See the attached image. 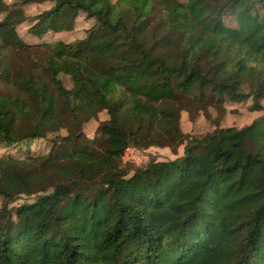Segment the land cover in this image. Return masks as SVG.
<instances>
[{
  "label": "trees",
  "instance_id": "1",
  "mask_svg": "<svg viewBox=\"0 0 264 264\" xmlns=\"http://www.w3.org/2000/svg\"><path fill=\"white\" fill-rule=\"evenodd\" d=\"M17 2L51 6L28 19L0 0V150L61 129L62 141L75 139L97 113L108 119L101 151L51 141L45 156L0 157V264H264V117L201 137L179 128V112L197 103L251 98L263 110L264 13L256 27L244 14L264 0ZM231 12L236 28L224 22ZM80 13L93 25L71 42L29 45L16 32L29 21L37 39L70 33ZM181 139L174 160L120 167L128 147ZM46 186L11 213L17 197Z\"/></svg>",
  "mask_w": 264,
  "mask_h": 264
},
{
  "label": "rangeland",
  "instance_id": "2",
  "mask_svg": "<svg viewBox=\"0 0 264 264\" xmlns=\"http://www.w3.org/2000/svg\"><path fill=\"white\" fill-rule=\"evenodd\" d=\"M114 2L115 0H111ZM185 2L186 0H180ZM3 2L8 6H16L22 8L25 16L28 19L33 18L37 14L50 8L51 3H41V4H27L20 6L17 0H3ZM264 8H256L250 12L244 14V17L253 26H258L263 16ZM6 15L5 12H0V22ZM237 13L231 12L225 18L224 22L228 27L236 28L238 25ZM31 22L25 21L16 27V32L20 39L29 45L41 44V43H55L58 41L71 42L83 37V33L87 29L91 28L93 25L92 20L85 19L83 14H79L76 19L75 29L70 33L53 34L49 33L44 35L42 38L37 39L33 37L29 32ZM62 47L58 48V53L56 56H60ZM2 52V51H1ZM0 52V54H1ZM251 64L250 62L248 63ZM84 74H90L89 70H84ZM246 73L243 74V81H241V86L244 88V78ZM57 78L61 79L67 87H71L74 80L73 78L67 76L63 71L58 70L56 73ZM151 84L153 88L162 96H167L170 93L169 88L165 84L164 77L155 73L150 77ZM6 89L0 82V91ZM260 105L263 110L256 111L252 108V99H246L241 102H231L224 100L222 104L208 105L193 104L188 106L187 110H181L179 112V128L183 135H190L192 137H201L214 130L216 127H234L241 129L247 125H250L254 120L264 117V90L259 99ZM108 116L105 111H101L96 114L94 118H91L84 122L77 133V138L73 139L69 137L67 141H62V138L68 136V132L65 129H61L56 134H50L47 138L39 141H29L28 146L25 145V141L13 145L9 148H2L0 150V157L13 156L18 159H23L29 153L31 157L35 158L37 156H45L48 152H54L55 147H59L61 150H71L73 147L77 149H87L101 151V145L99 143L100 136L98 135L99 126L102 122L106 121ZM51 141H54L55 147L51 145ZM185 145L184 139L178 140L174 146L170 147H140V149L147 150V156L149 161L156 160L158 162H163L167 160H174L177 157L182 156L183 147ZM26 148H29L26 151ZM120 167L127 170L129 174L136 167L131 163L120 162ZM45 192H51V189L46 186L45 191L35 192L30 195H21L15 199L13 203L9 205L11 213L14 215L15 209L22 204H30L38 197L44 195ZM2 199L0 197V207L2 205Z\"/></svg>",
  "mask_w": 264,
  "mask_h": 264
},
{
  "label": "built area",
  "instance_id": "3",
  "mask_svg": "<svg viewBox=\"0 0 264 264\" xmlns=\"http://www.w3.org/2000/svg\"><path fill=\"white\" fill-rule=\"evenodd\" d=\"M146 154L147 150L137 147H128L124 150L121 161L125 163H131L136 167H142L147 165L149 162L148 156Z\"/></svg>",
  "mask_w": 264,
  "mask_h": 264
}]
</instances>
